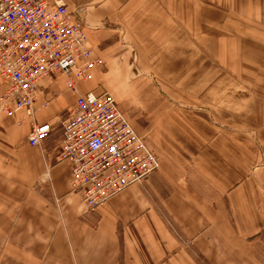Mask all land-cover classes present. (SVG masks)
<instances>
[{
    "label": "crops",
    "instance_id": "obj_1",
    "mask_svg": "<svg viewBox=\"0 0 264 264\" xmlns=\"http://www.w3.org/2000/svg\"><path fill=\"white\" fill-rule=\"evenodd\" d=\"M61 1L75 22L88 24L89 48L106 62L104 70L97 67L90 79L78 81L79 91L107 92L123 112L128 110L123 96L134 87L133 96L141 97L147 116L162 120L148 145L161 152L163 162L143 185L89 210L82 195L71 190V163L57 157L60 118L77 99L66 79L40 83L43 93L36 107L42 109L35 122L54 129L41 147L28 144L33 120L24 111L9 116L0 100V264H264V106L257 107L260 142L208 140V126L198 127L187 114L169 110L164 96L131 78V54L118 42L123 29L133 34L139 30L135 22L141 21L182 19L191 30L199 0ZM255 4L264 42V0ZM224 31L208 34L224 38ZM234 31L238 44L232 49L228 41L217 44L227 62L228 53L241 54L245 46L241 32ZM262 47L264 43L255 45L254 52H264ZM175 48L179 56L174 68L180 70L183 52L181 46ZM195 59L192 55L187 66ZM254 74L262 87L264 62ZM7 88L0 82V99ZM147 126L151 128L142 120L133 128L139 133ZM6 189L13 198L8 202L3 198ZM180 234L192 241L194 254L183 247Z\"/></svg>",
    "mask_w": 264,
    "mask_h": 264
},
{
    "label": "built area",
    "instance_id": "obj_2",
    "mask_svg": "<svg viewBox=\"0 0 264 264\" xmlns=\"http://www.w3.org/2000/svg\"><path fill=\"white\" fill-rule=\"evenodd\" d=\"M87 28L75 22L61 0H0V82L8 86L0 99L2 110L9 116L24 111L33 120L28 144L41 147L54 129L35 122L42 109L36 107L43 93L40 83L66 79L77 99L61 121L57 157L71 163V190L94 210L127 188L143 185L161 162L112 95L79 91L78 81H87L102 65L89 48Z\"/></svg>",
    "mask_w": 264,
    "mask_h": 264
},
{
    "label": "rangeland",
    "instance_id": "obj_3",
    "mask_svg": "<svg viewBox=\"0 0 264 264\" xmlns=\"http://www.w3.org/2000/svg\"><path fill=\"white\" fill-rule=\"evenodd\" d=\"M200 1L196 7L198 22H192V31L189 29V22L173 18L165 21L135 22L134 25L139 30L136 29L130 35L123 29L118 42L127 46L126 50L131 54L130 76L135 80L140 78L139 80L147 87H153L164 96L169 110L187 114L198 127L208 126L210 129L208 140L245 139L260 142L257 137L261 125L256 119L257 107L264 106V85L260 87L259 77H255L254 71L259 72L260 63L264 62V52L255 53L254 50L255 45L264 42H261L259 37L261 22L256 17L255 0L237 2V5H234L236 0H202L201 3ZM153 12L157 13L159 9L155 8ZM164 12L165 10L161 9V16ZM233 28L241 32L243 37H240L244 38L245 46L241 54L228 53L227 62L224 54L218 52L222 47L219 48L220 45L217 44H221L223 40L229 42L231 49L234 44L237 45L238 37ZM209 30L212 33L224 31L226 37H212L208 34ZM174 45L181 46L180 50L183 52L180 64L185 65L180 70L174 68L178 66L176 57L179 56V51H174L177 50ZM208 48H211V51H208ZM163 50L167 52L164 53ZM164 55L166 58L162 61ZM192 55H197L198 59L194 60L196 63L193 66H187ZM241 55L244 60L241 59ZM97 58L102 62L100 69L104 70L105 60ZM133 93H137L134 87L130 94H126L128 97L123 96L126 100H122L121 103L125 102L128 105L126 108L128 110L123 113L133 127L142 120L151 125V128L147 126L144 131H139V134L146 138L147 144H151V138L156 134V129L153 132V128L162 120L148 117L140 105L141 97L133 96ZM47 101L49 100L46 99ZM66 114L60 118V124L66 118ZM152 151L159 157L162 166L161 152ZM47 172L48 170L45 174ZM44 182L38 183L45 184ZM4 183L2 184L7 187L6 182ZM3 198L5 202H8L7 199H13L10 189H6ZM183 235L179 236L181 244L194 254L192 241Z\"/></svg>",
    "mask_w": 264,
    "mask_h": 264
}]
</instances>
